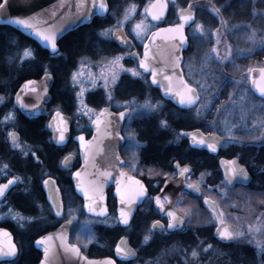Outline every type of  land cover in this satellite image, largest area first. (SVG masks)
I'll return each instance as SVG.
<instances>
[{
  "label": "flooded vegetation",
  "instance_id": "1",
  "mask_svg": "<svg viewBox=\"0 0 264 264\" xmlns=\"http://www.w3.org/2000/svg\"><path fill=\"white\" fill-rule=\"evenodd\" d=\"M236 4L240 5L244 11L249 10V7L251 9L250 2L247 0H228L225 11H232V7ZM185 5L186 3H183L181 5L182 8L174 11L172 6L168 4V12L165 19L160 23H154V28L149 32L148 36L159 28L179 24L177 12L181 9H190L196 15V11L190 7L191 5ZM193 24L185 29L188 44L182 51L180 63V70L184 80L188 84L193 85L199 98L198 103L191 108H180L174 105L172 101L165 99L162 96L161 89L152 85L151 73L141 71L139 60L144 56V45L148 36L143 43L137 40L132 41L129 38V34L123 30L127 37V42L124 45H119L113 39L110 41L115 47L111 55L120 52L127 53L130 69L137 68L142 72L140 77L144 82H142V79L135 80L130 78V76L123 78L124 82L121 84L126 90L123 92L129 94L128 99H140L149 89L153 100L161 102L162 106L158 118L155 117L157 120L153 116L130 120L131 111L126 107L128 115L123 120L120 128L122 137V144L118 150L122 161L120 170L139 181H143V184L147 187V194L126 227H121L118 223L117 199L114 195V186H110L106 190L108 215L105 218L89 217L83 209V199L75 191L73 174L82 164L77 139L81 133L84 134L85 141L91 138V122L93 119L89 123L84 122L83 119H76V114H74L76 111L75 95L72 90L69 88L67 93L60 89V95L54 97L52 89L55 78L51 74L53 76V85L50 90L49 102L46 105V114L36 119H27L14 105V95L22 82L14 90H10V96L5 95L7 89L3 88L4 91L0 93V98L5 100V103L0 106V183H7L13 176H18L20 179L15 181L0 199V229H7L12 234L13 241L18 249L14 260L10 262L2 261L0 264H19V261L23 260L24 256L27 257L26 264H39L42 254L34 246V241L40 236L57 229L62 223L67 221L73 222L68 233V242L78 246L80 252L88 259L111 257L116 264H134L140 261L141 249L147 251L144 256L145 260H149L154 249H160L161 246L176 245L183 252L193 253L195 251L198 264H246L243 261L244 257L249 258L247 264H264V253L262 251L258 252L257 249L253 251L249 246L242 244L244 254L236 257L233 253V248L237 247L234 246L237 238L232 241H222L215 235L216 229L220 225V219L224 221L225 219L219 204L205 193L206 190L215 191L225 188L226 190H256L264 193V146H257L248 138L240 137L237 135L240 131L235 134L236 142L226 139L219 130L215 129V121L211 119V115H208L206 120L201 123L194 121L192 113L202 104V98L199 89L188 78V75L192 74L196 67V62L199 58V54H197L198 45L190 36V28ZM262 52H256L250 57L240 59V62L247 68L253 65L244 74V87L247 91L252 92V98L260 103H264V98L260 97L256 90L251 87L250 75L254 69H264V67L257 66L260 64L259 57ZM117 93L119 94L120 91ZM50 102H53L52 107ZM61 107L65 109L62 110ZM105 107L110 108L115 113L123 112L126 109L117 110L103 105L97 114ZM57 109L60 110L63 116L69 118V133L63 145H56L52 141V135L48 129L49 120L57 112ZM6 115L9 118L11 117L13 122L4 123ZM35 120L44 125V130L47 131V134L23 136L14 128L20 125L21 122ZM158 120L159 122L167 121L165 129L158 130ZM152 125L156 127L158 132L162 133L161 143L164 149L166 148L165 151L176 154V157L168 163L169 165L153 166L151 164L152 144L148 134ZM12 132L16 133L15 142L10 140ZM191 132H198L205 138L217 135L221 138V144L217 146L216 150L210 149L207 144L194 146L187 137V134ZM130 133L135 134L134 138ZM137 141L140 142L139 147L136 146ZM65 157L69 158L68 164L64 163ZM220 160H236L238 165H243L251 177L250 183L246 186L242 184L229 186L225 181ZM162 161H164L163 158H161ZM177 162H179L180 168L185 166L189 168V172L184 175L185 184L188 186L199 185V188L197 189L194 186L197 189L196 193L186 189L179 192V196L174 201V207L185 213L187 220L175 230H169L167 228L169 220L161 214L162 209L157 205L155 197L161 195V190L168 179L178 178L179 168L177 167ZM49 177L51 178L49 185L55 191V199L63 202V214H57L56 208L48 194L47 186L49 185L45 184L44 180L49 179ZM205 197L210 198L212 202L217 204L220 212L219 216H216L212 210L205 206ZM161 198L164 201V206H166L168 203L167 199L164 196H161ZM186 202L188 204L194 203L199 208L201 207L208 213V217L212 216L213 219H209L212 222H201L200 218L198 220L191 218L189 208L184 206ZM9 209H12L13 212L10 213ZM17 213L19 216L16 215ZM73 215L76 219H72ZM88 217L98 221L113 217L114 227L103 230L102 228L100 230L97 229L96 240L91 244L85 243L87 242L85 239H80L83 233L79 223L81 219ZM154 221H161L164 228L160 229L157 227L154 229ZM225 224L237 231L228 222L225 221ZM37 228L38 230L34 231ZM146 237L150 238L146 240ZM122 238H126L129 246L135 250L137 254L135 259L123 262L115 258V247ZM77 240H80L81 243H78ZM105 243L107 244V250L104 249ZM208 245H211V247H208Z\"/></svg>",
  "mask_w": 264,
  "mask_h": 264
},
{
  "label": "rangeland",
  "instance_id": "2",
  "mask_svg": "<svg viewBox=\"0 0 264 264\" xmlns=\"http://www.w3.org/2000/svg\"><path fill=\"white\" fill-rule=\"evenodd\" d=\"M167 1L174 11L182 8L181 5L183 3L191 5L196 11V19L190 28V36L198 45L197 54H199V58L196 62V67L192 74L188 75V78L199 89L202 104L192 113L194 121L201 123L206 120L208 115H211V119L215 121V129L219 130L226 139L234 142L236 139L235 134L240 131L237 133L240 137L248 138L257 146H264V103L255 101L252 98V92L247 91L244 87V74L253 65L247 68L240 62L243 57H250L256 52L263 51V54L261 53L259 57L260 64L257 66L264 67V46L259 43L260 39L264 38V0H247L250 2L251 9L249 7V10L251 15L250 20L246 23L240 22V18L235 17V14H232V11L229 10H227L228 17H222L221 13H225L228 0ZM150 2L151 0L144 5L135 3L124 4L121 10L110 12L109 19L112 20V23L102 30L120 28L129 34V38L132 41L137 40L143 43L149 32L154 28V23L148 19L145 12V8ZM133 5L135 6L134 10H132ZM217 8L219 12L214 11ZM138 23L143 29L140 35L137 34L138 30L136 29ZM198 24L203 25V32L197 27ZM253 29L256 30L255 42L249 38ZM102 30L94 32L95 37L102 43L110 42L112 35H101ZM217 38L219 42H217ZM24 53L25 50L20 55L22 60L31 57L25 56ZM85 54L76 61V66L70 73L65 85L75 95L76 111L74 114H76V119H83L84 122L89 123L98 113L97 110L89 107L85 101V97L89 92L99 93L107 106L117 110L129 108L131 111L130 120L142 119L145 116L158 118L162 108L161 102L153 100L149 89L140 99L135 98L136 102H132L133 98L128 99L129 94L123 92L126 90H124V86L121 83L124 82L123 78L125 76H130V78L135 80L142 79L127 70L130 69L127 53L120 52L96 60H93L92 54ZM116 56H122V60L113 67L110 62ZM120 63L124 65V68L119 66ZM187 67L189 66L187 65ZM77 72L80 73L79 80L78 83H74L73 74ZM112 73L116 76L115 82L112 81ZM105 77H108L109 86L105 84ZM142 82H144L143 79ZM81 86L83 87L82 96L77 95L81 92ZM118 91H120L119 94L117 93ZM4 101L3 98H0V106L5 103ZM126 101L130 103L125 104ZM145 101H151L157 107L152 110L138 107V104H143ZM89 109L95 111L90 112ZM132 109H136V111L132 112ZM3 122L9 123L13 121H11L10 117ZM157 124L159 131L166 128L165 124L159 122V120ZM177 140L179 141V139ZM205 193L219 204L225 221L237 231L245 233V237L236 239L234 246L237 247L233 248L234 255L239 257L240 254H244L242 244L249 246L253 251L257 249L258 252H261L259 244L255 242L260 238L261 234L253 235L252 232H249V225L253 229L260 228L261 232L264 233V193L256 190H226L225 188L215 191L206 190ZM184 206L189 208L191 218L195 220L200 218L201 222H212L209 220L213 219L212 216L208 217V213L201 207L199 208L194 203L188 204L187 202ZM79 224L83 233L80 239H85L87 241L85 243L91 244L96 240L97 229L100 230L102 228L103 230L114 227V219L110 217L109 219L98 221L88 217L81 219ZM37 230L38 228L34 231ZM77 241L81 243L80 240ZM85 243L84 245L87 246ZM106 246L107 244L105 243V250H107ZM141 252L143 255L141 254L140 261L134 264H198L196 255L193 256L192 252H183L176 245L161 246L160 249H154L149 260H145L144 256L147 251L141 249ZM25 257L19 261V264H26L27 260H25ZM243 261L247 264L249 258L244 257Z\"/></svg>",
  "mask_w": 264,
  "mask_h": 264
},
{
  "label": "water",
  "instance_id": "3",
  "mask_svg": "<svg viewBox=\"0 0 264 264\" xmlns=\"http://www.w3.org/2000/svg\"><path fill=\"white\" fill-rule=\"evenodd\" d=\"M158 0H152L148 5L150 7L153 3H157ZM100 0H96V5L92 4V0H86L87 6H83L81 0H10L9 6L7 9L0 11V26H8L27 38L35 41L39 47L43 50H46L50 53L55 51L52 50L50 43L45 42L39 35L35 33L32 29H25L20 25H16L11 23L10 17L21 15V16H29L39 14V26L42 30L45 31H54L56 33L57 43L58 41L72 32L73 30L89 24L93 18L95 17H103L106 12V9H101L99 7ZM104 3L107 4V0H104ZM108 6V5H107ZM184 14H189V11L193 14V19L184 25V33L185 29L189 27L195 21V14L190 9H181ZM181 10L177 12V18L179 20V24L183 23L180 19ZM159 11V9H157ZM168 12V7L164 11V14L161 16L159 20L153 18L151 12H147L146 15L148 19L154 23L162 22ZM177 25V24H176ZM163 30V31H158ZM115 32H119L120 36L124 37L122 41L119 36L115 35ZM156 33V35H153ZM112 39L114 42L119 45H124L127 41V37L125 32L118 28L113 31ZM149 48V63L151 65L148 69H141L144 73H151V83L153 86H157L162 91V96L170 100L174 103V105L186 109L194 107L197 101L193 104L180 103L178 93H185V95H195L198 97L197 91L192 89H187V85L183 83L184 78L181 74L180 63L182 59V51L187 47V40L180 41L179 36L177 35L176 29L172 26H167L164 28H159L148 36L146 43ZM178 45V46H177ZM145 46V45H144ZM145 52V47H144ZM152 69H156V81L152 80ZM262 69H254L250 75V83L251 87L256 90V93L264 98L261 95L259 90L256 88L255 83H253V79L255 78L256 82H260ZM171 77V80L168 79ZM27 81H33L34 83L31 85H26ZM53 85V76L51 78H46L45 73L40 78H30L22 82L17 89L14 95V105L21 112V114L27 119H36L46 114V105L50 99V90ZM45 86L47 87V92L44 91ZM166 88H173L175 91L166 92ZM23 99V104H21L17 95ZM25 105H36L33 107H26ZM97 114L92 122V136L89 140L82 142L79 138L77 139L79 143V150L81 155L82 164L80 168L77 170L81 173L80 177L73 174V183L76 193L83 199V209L85 213L89 216H96L99 218H104L108 215V208L106 205V190L110 186H114V195L117 199V219L118 223L121 227H126L128 225L123 224L120 220V209L122 207L121 203V195L117 192V180L120 181V186L122 190L125 192V196L133 194L138 188L139 185L136 184L135 180H133L132 176L124 173L123 176L120 175L121 170L120 166L122 164L121 158L119 156L118 150L122 144V137L120 135V128L122 126L123 120L127 117L128 111H123L125 113L124 118L119 117V113H115L111 111L110 108L105 107ZM99 117L100 123L96 124L95 121ZM66 121V122H65ZM69 118L62 115V117L57 116V112H55L49 120L48 129L52 135V141L56 145H63L68 137L69 127H68ZM99 129V131H97ZM61 130H65V140L61 143H58V137ZM193 133H196L198 136H201L198 132H191L187 134V137L190 139L192 145L200 146L203 144L193 143ZM16 133L12 132L10 134L11 142L15 141ZM80 137V136H79ZM202 137V136H201ZM205 138V137H204ZM206 140L217 143V146L221 144V138L217 135H212L211 137L205 138ZM85 146L88 149L87 152V160L85 153ZM215 152V151H214ZM212 152V153H214ZM233 163L239 169V165L236 160L225 161L220 160V166L223 170V175L225 181L229 184V186H234L237 184L248 185L251 181L250 175L247 178L236 175L235 178L231 180L229 183V176L231 175V169L233 167ZM108 171L111 172V176H104L102 172ZM83 183L85 187L89 188L91 195L95 201L96 205H99L101 208H106L107 212H90L88 210L89 200L85 196L84 191L78 187V184ZM49 185V184H47ZM11 185L9 186V188ZM8 188V189H9ZM183 189L188 191L197 192L195 187H189L184 182V176L179 174L177 179H168L162 190L161 195L164 197H170L171 199H167V205L161 211V214L168 218L170 222V218L167 214L168 210L171 209L175 211L178 215H182L184 217V222L187 220V216L185 213L177 210L174 207V201L179 196V192ZM8 191V190H7ZM6 191V192H7ZM47 191L50 196L51 201H53V197H55V191L53 187L50 185L47 186ZM5 192V194H6ZM169 195V196H168ZM145 197V196H144ZM144 197L135 201L134 206L132 207V217L138 207L141 205ZM2 197H0L1 199ZM205 206L213 211V208L216 209L214 212L216 216L220 215L219 209L217 205L209 200H205ZM54 205V204H53ZM127 208L126 205H123ZM55 207V205H54ZM131 221V220H130ZM73 222L70 223H62L57 229L50 231L42 236H52L51 240L46 241L45 243L38 244L37 238L34 241V246L40 250L42 254V258L39 264L45 262V264H105V261L109 257H104L100 259H85V256L80 252V254H76L74 251L66 250L65 243L61 241V236L59 233L63 232L66 237V242H68V233L72 227ZM62 226L64 228L62 229ZM227 226L230 231H235L232 227L227 224H220L216 229L215 235L218 239L222 241H232L236 237L231 240L222 238L219 235L218 230H222L223 227ZM178 228V227H177ZM176 228L169 229L175 230ZM3 230V229H0ZM8 231V230H7ZM9 232V231H8ZM13 241V236L11 234V238ZM9 241V237L7 234L0 232V242H2L5 246ZM14 242V241H13ZM73 245V244H72ZM117 245L125 248L126 250L132 249L126 238H122L117 242ZM117 245L114 250L115 258L126 262L129 260H133L136 258L137 254L134 253L130 256L122 255L117 251ZM45 247L48 248L47 259L45 257ZM17 256V255H16ZM16 256H0V262L6 261L10 262L16 258ZM113 259V258H112ZM114 260V259H113Z\"/></svg>",
  "mask_w": 264,
  "mask_h": 264
},
{
  "label": "snow or ice",
  "instance_id": "4",
  "mask_svg": "<svg viewBox=\"0 0 264 264\" xmlns=\"http://www.w3.org/2000/svg\"><path fill=\"white\" fill-rule=\"evenodd\" d=\"M10 0H0V11H3L5 9H7V7L9 6ZM81 3L83 4V6H87L86 4V0H81ZM92 4L95 6L96 5V0H92ZM99 7L103 10L106 9L108 6L106 3H104V0H100L99 3ZM168 4H167V0H158L157 3H153L150 7H146L145 8V12H151L152 16L154 19L159 20L161 18V16L164 14V11L167 9ZM191 7V6H190ZM135 9V6H132V10ZM157 9H159V11H157ZM214 11L219 12V9H214ZM180 19L183 21V23L174 25L172 27H174L176 29L177 35L179 36L180 41H186L187 40V36L184 33V25L185 23L189 22L190 20L193 19V14L189 11V14H184L183 10H181V16ZM11 23L16 24V25H20L25 29H32L35 31V33L37 35H39L45 42L50 43L51 48L53 51H58V44H57V38H56V33L54 31H45L42 30L41 27L39 26V14L36 15H29V16H21V15H16V16H11L10 17ZM197 27L200 29L201 32L204 31V27L202 24H198ZM136 29L138 30L137 34L140 35L143 32V29H141L140 24L138 23L136 25ZM158 31H163V30H158ZM256 30L253 29L252 30V35L249 37L251 40H253L254 42L256 41ZM113 34V30L108 29V30H102L101 31V35L104 36H108V35H112ZM115 35L119 36V38L123 41L124 37L120 36L119 32H115ZM153 35H156V33H153ZM127 42V41H125ZM217 42H219V39L217 38ZM259 43L261 44V46H264V38H261ZM178 46V45H177ZM145 52H144V56L139 60V66L141 69H148L151 67L150 63H149V48L148 45L145 44ZM25 56H31L33 55L32 51L29 49H25ZM122 60V56H116L112 58V61L110 62L112 64V66L114 67L117 63H119ZM121 68H124V65L122 63H120L119 65ZM83 67V65H82ZM129 72H131L134 76H140L142 74V72L140 70H138L137 68H131V69H127ZM112 75V81L115 82L116 80V76L114 73L111 74ZM79 76L80 73H74L73 74V82L74 83H78L79 80ZM45 77L46 78H51V73L50 72H45ZM169 80H171V77H168ZM152 80L155 82L156 81V69H152ZM33 81H27L26 85H31L33 84ZM184 84L187 85V89H192L193 85L192 84H188L187 81H183ZM253 83H255L256 88L259 90V92L261 93L262 96H264V69L261 70V77H260V82L257 83L255 78L253 79ZM105 84L106 86L108 85V77H105ZM44 91L47 92V87L45 86ZM175 91V89L173 88H166V92H173ZM83 94V87L81 86V92L78 93L77 95L82 96ZM179 95V99H180V103L184 104H193L197 101L198 97L195 95H185V93H178ZM17 99L18 101L23 104V99L20 97V95H17ZM132 102H136L135 98H133ZM81 103H83V101H81ZM130 102L126 101L125 104H128ZM26 107H33L35 108L36 105H25ZM138 107L140 108H146L148 110H152L155 109L157 107L156 104H152L151 101H145L143 104H138ZM57 111V116L58 117H62V113L60 112L59 109L56 110ZM90 112H94L95 110L89 109ZM102 112L104 110H101ZM125 111H127V108L125 109ZM136 109H132V112H135ZM125 113L124 112H120L119 113V117L122 119L124 118ZM131 115V114H130ZM5 121H7L9 119V116H5L4 117ZM66 122V121H65ZM96 124L100 123V119L99 117H97ZM163 124H167V121H162ZM97 131H99V129H97ZM130 135L134 138V133H130ZM193 143H199V144H207V146L212 149V150H216L217 148V143L215 141L213 142H209L208 140H206L204 137L198 136L196 133H193ZM79 139L84 142L85 141V136L83 133H81ZM65 140V130H61L59 133V137L57 142L61 143ZM15 142V141H14ZM140 142L137 141L136 142V146L139 147ZM87 152L88 149L85 146V153H86V160H87ZM37 159H39V157H37ZM69 162V158L65 157L64 159V163L68 164ZM177 167L179 168V174L181 176H184L186 173L189 172V168L187 166L180 168L179 167V162H177ZM239 174L242 177L247 178L249 173L247 171V169L243 166V165H239V169H237V166L233 163V167L231 169V175L229 176V180L228 182L230 183L231 180L233 178L236 177V175ZM75 175L77 177H80L81 173L79 171H77L75 173ZM102 175L104 176H111V172L108 171H104L102 172ZM121 176L124 175L123 171L121 170L120 173ZM18 179H20V177L18 176H13L11 177V179H9L7 181V183H0V197H3L5 195V192L8 190L9 186L12 185L15 181H17ZM133 180H135V178H132ZM51 182V178L49 177V179L44 180L45 184H49ZM136 184L139 185V188L131 195L125 196V192L122 190L121 186H120V181L117 180V192L120 193L121 195V203H122V207L120 209V220L123 222V224L128 225L130 223V220L132 219V207L134 206V203L136 200L144 197L147 194V187L143 184V181H139V180H135ZM196 187L197 189L199 188V185H189V187ZM78 187L81 188L84 191L85 196L88 198L89 203H88V210L90 212H107L106 208H101L99 205L95 204V201L91 195V192L89 190V188L85 187V185L83 183L78 184ZM165 199L170 200V197H165ZM206 200H209V202L211 203L210 198L205 197ZM155 201L157 203V205H159L161 207V209L164 208V201L162 200L161 196L157 195L155 197ZM53 204L55 205L56 208V212L57 214H63L64 213V207H63V202L59 201L57 199H55V197H53ZM123 205H126V207H124ZM213 211L215 212L216 209L213 208ZM9 212H13L12 209H9ZM169 218H170V222L167 225L168 229H173V228H177L180 227L181 225L184 224V217L182 215H178L175 211L169 209L167 212ZM16 215L19 216V214L17 213ZM21 219H23V217H21ZM31 219V218H29ZM72 219H76V217L73 215ZM71 221H67L66 223H70ZM220 224L224 225L225 221L223 219H220ZM159 227L160 229L164 228V225L161 221H154L153 222V228H157ZM64 228V226H62V229ZM0 232H3L5 234H7V236L9 237V241L7 243V246H5L2 242H0V256H11L14 257L17 255L18 249L16 244L10 239L11 238V233L7 231V229H3L0 230ZM219 235L222 238L231 240L232 238L236 237H245V233L242 231H230L229 228L227 226L223 227L222 230H218ZM249 232H252L253 235L260 233V238H258L255 242L259 244L260 249L262 252H264V233L261 232L260 228H255L253 229V227L251 225H249ZM58 235L61 236V241L63 243H65V247L66 250L68 251H74L76 254H80V249L78 246L76 245H72V244H68L66 242V237L64 236V233L61 232ZM150 237H146L145 239H149ZM52 236L49 235L47 237L45 236H40L37 243H45L48 240H51ZM208 247H211V245H208ZM45 251V257L47 259V255H48V248L45 247L44 249ZM117 251L119 253H121L122 255L125 256H130L134 253L135 250L133 249H128L126 250L125 248L121 247L120 245H117ZM193 256L197 255V253L194 251L192 253ZM85 259H87V257H85ZM42 264H45V262H42ZM105 264H116L115 260H113L111 257L107 258V260L105 261Z\"/></svg>",
  "mask_w": 264,
  "mask_h": 264
},
{
  "label": "trees",
  "instance_id": "5",
  "mask_svg": "<svg viewBox=\"0 0 264 264\" xmlns=\"http://www.w3.org/2000/svg\"><path fill=\"white\" fill-rule=\"evenodd\" d=\"M150 0H107L108 12L103 18H94L88 25L82 26L73 32L67 34L58 43V52L51 55L48 51L41 49L36 42L20 34L16 30L0 26V93L7 89L6 96H10V90H14L22 81L28 78H36L44 72H50L55 83L52 89L54 97L60 95V89L69 92L66 81L70 73L76 66V61L83 54H92L93 60L109 57L115 50L112 43L101 42L94 35V32L102 30L112 23L109 19L110 12H115L122 9L124 4H139L144 5ZM220 1V0H219ZM237 5V8H236ZM232 7V14L240 18V22H248L250 20V10H242L240 5L236 4ZM223 18H227V11L221 13ZM234 19V18H233ZM5 33V34H4ZM29 49L33 55L30 58L22 60L20 55L22 51ZM86 55V54H85ZM87 105L95 110H99L105 102L97 92H89L85 97ZM52 107L53 102H50ZM59 107V106H58ZM62 110L65 109L61 107ZM21 135H43L47 134L44 130V125L35 120L29 122H21L15 126ZM1 133V132H0ZM152 148H151V164L169 165L170 160L176 157V154L166 152L161 143L162 133L156 130L152 125L150 133ZM165 151V152H164ZM164 153V154H163ZM161 158L164 161L161 162ZM27 260V257H25Z\"/></svg>",
  "mask_w": 264,
  "mask_h": 264
}]
</instances>
